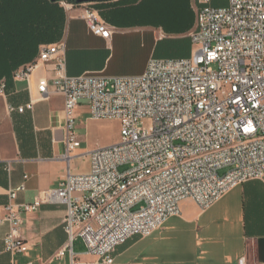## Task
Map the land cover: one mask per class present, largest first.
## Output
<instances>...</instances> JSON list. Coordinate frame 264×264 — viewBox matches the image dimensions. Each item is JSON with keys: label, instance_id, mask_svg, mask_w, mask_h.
<instances>
[{"label": "built area", "instance_id": "built-area-1", "mask_svg": "<svg viewBox=\"0 0 264 264\" xmlns=\"http://www.w3.org/2000/svg\"><path fill=\"white\" fill-rule=\"evenodd\" d=\"M229 1L218 7L196 0L201 6L190 32L196 53L153 58L141 75L69 76L65 41L41 48L40 62L52 65L55 75L39 80L40 97L64 98L63 158L70 162L81 146L76 110L82 102L91 119L117 120L121 140L93 150L89 172L69 170L58 187L42 191L33 203L6 206L0 223L10 225L3 239L9 253L28 250L20 232L22 214L43 203L67 206L68 240L55 256L69 254L71 264H79L73 243L80 237L89 254L111 264L119 245L136 235L147 237L181 215L184 201L205 211L241 183L264 182V0ZM61 2L68 11L78 5ZM85 18L94 33L111 39L114 29L97 10L87 6ZM38 64L18 69L13 78L28 80ZM6 87L0 81V95ZM16 109L24 107L8 105L10 112ZM222 169L227 170L220 174ZM23 190L24 183L11 189L10 199ZM240 264H247L246 257Z\"/></svg>", "mask_w": 264, "mask_h": 264}, {"label": "crops", "instance_id": "crops-1", "mask_svg": "<svg viewBox=\"0 0 264 264\" xmlns=\"http://www.w3.org/2000/svg\"><path fill=\"white\" fill-rule=\"evenodd\" d=\"M2 0H0L1 2ZM4 0L0 10V81L7 82L5 95H0V218L11 202L33 203L42 191L60 185L70 170L74 174L90 170V153L98 148L118 143H93L82 131L87 115L86 102L76 110V132L81 146L66 153V114L64 98L51 95L42 99L38 92L41 78L55 75L52 65L40 62L43 46L64 40L66 43V73L78 76L99 73L107 77L137 76L145 72L153 58H190L193 41L190 32L197 24L196 0H104L95 8L100 17L113 27L110 40L94 33L86 18L82 3L71 11L62 2V35L58 17H48L45 36L44 11L37 9L38 0H30L35 9H28L27 0ZM2 3V2H1ZM16 3L14 8L13 4ZM44 0H40L42 6ZM213 6L215 0L211 3ZM56 30V31H57ZM39 62L28 80L13 78L15 71ZM12 67H19L12 70ZM32 104L30 108L29 105ZM8 105L24 107L10 112ZM80 121V122H78ZM10 170L6 169L7 162ZM27 176V178H25ZM25 190L10 199V190L21 184ZM67 206L43 203L36 211L25 212L21 236L28 245L24 253L12 255L5 249L4 236L9 223H0V264H71L70 255L55 256L65 245L68 234L64 226ZM170 219V218H169ZM168 219V220H169ZM167 220V221H168ZM166 221V222H167ZM154 231L147 237L133 236L119 245L111 264H264V182L258 179L241 183L228 191L209 209L201 211L191 200L182 203V213L172 224ZM168 232L169 235H163ZM195 233L196 253L192 243L182 238ZM180 233L178 238L174 234ZM79 264H104L87 252L82 238L73 243Z\"/></svg>", "mask_w": 264, "mask_h": 264}, {"label": "rangeland", "instance_id": "rangeland-1", "mask_svg": "<svg viewBox=\"0 0 264 264\" xmlns=\"http://www.w3.org/2000/svg\"><path fill=\"white\" fill-rule=\"evenodd\" d=\"M229 0H215V4L218 7H226L229 5ZM89 7L93 8L95 7V3L92 2L89 4ZM95 9V8H93ZM96 10V9H95ZM198 50V46L193 44V54L196 53ZM87 115H84L81 117V119L84 122V126L82 131L87 133V137L90 141L93 143H101V144H107L111 141H118V143L121 140V133H120V123L117 120H110V119H103V120H90L86 119ZM80 122V121H78ZM123 169V168H121ZM227 169L220 170V174H223L226 172ZM138 208V207H136ZM177 219V216L171 217L165 224V226H168L173 223V221ZM163 235H169L168 232H165ZM178 238L182 236L180 233L174 234ZM184 242L192 243L194 252L198 253L202 247L199 246V244H196L195 239V233H187L182 238H180Z\"/></svg>", "mask_w": 264, "mask_h": 264}, {"label": "trees", "instance_id": "trees-1", "mask_svg": "<svg viewBox=\"0 0 264 264\" xmlns=\"http://www.w3.org/2000/svg\"><path fill=\"white\" fill-rule=\"evenodd\" d=\"M1 2H0V10L4 9V4H5L4 0H2ZM39 2H40V0H38L37 9L39 10L41 8L44 11V24H45L44 34H45V36L49 33V30L46 28L48 26L47 25V19H49L48 17L52 18L54 23H55L56 17H58V30L53 29V31H51V32L53 33V35H56V33L58 32L56 36L61 37V35H62L61 28H62V23H63V16H62V8L58 6L59 3L51 1V0H44V3H42V6L40 7ZM70 2L75 3V1H73V0ZM7 4L8 5L11 4L10 0L7 1ZM12 4H13L12 6L14 8L16 3H12ZM26 5L28 6L29 10L35 9L34 5H30V0H27ZM18 68L19 67H12L11 69L17 70Z\"/></svg>", "mask_w": 264, "mask_h": 264}, {"label": "water", "instance_id": "water-1", "mask_svg": "<svg viewBox=\"0 0 264 264\" xmlns=\"http://www.w3.org/2000/svg\"><path fill=\"white\" fill-rule=\"evenodd\" d=\"M54 2H61V1H72V0H51ZM76 4H82V3H91V2H97V1H104V0H73Z\"/></svg>", "mask_w": 264, "mask_h": 264}]
</instances>
